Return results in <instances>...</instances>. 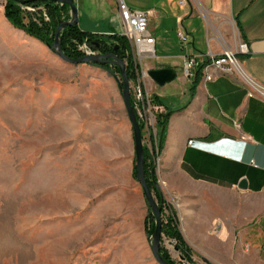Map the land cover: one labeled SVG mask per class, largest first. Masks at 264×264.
<instances>
[{
	"label": "rangeland",
	"instance_id": "obj_1",
	"mask_svg": "<svg viewBox=\"0 0 264 264\" xmlns=\"http://www.w3.org/2000/svg\"><path fill=\"white\" fill-rule=\"evenodd\" d=\"M4 3L0 0V264H157L152 234L145 230L150 223L154 230L155 220L132 175L133 136L120 76L62 61L14 28L4 17ZM18 6L24 24L51 22L43 4ZM65 16L70 18L69 9ZM153 60H143L142 68ZM141 66L133 67L129 82L132 104L139 91L145 95ZM157 113L151 123L137 121L143 147L153 156L165 221L177 217L156 175ZM170 241L161 234L159 248L173 264H187Z\"/></svg>",
	"mask_w": 264,
	"mask_h": 264
},
{
	"label": "crops",
	"instance_id": "obj_2",
	"mask_svg": "<svg viewBox=\"0 0 264 264\" xmlns=\"http://www.w3.org/2000/svg\"><path fill=\"white\" fill-rule=\"evenodd\" d=\"M123 1L149 12L155 58L140 68L142 87L162 101L161 112L172 111L156 175L171 196L192 259L264 264V99L249 95L246 85L264 88V0ZM73 2L81 31L120 33L116 0ZM241 44L248 48L236 54L242 76L213 68L211 80L201 71L193 84L197 68L184 75V59L201 56L200 65L224 51L237 53ZM162 68L182 73L159 86L146 73Z\"/></svg>",
	"mask_w": 264,
	"mask_h": 264
},
{
	"label": "trees",
	"instance_id": "obj_3",
	"mask_svg": "<svg viewBox=\"0 0 264 264\" xmlns=\"http://www.w3.org/2000/svg\"><path fill=\"white\" fill-rule=\"evenodd\" d=\"M22 1H26V0H6L3 6L4 17L14 28L22 31L26 36L39 41L46 47H49L54 41V34H55V29L57 27V23L59 21L69 20L68 16L67 17L65 16V18L62 19V15L67 14V10L69 9L68 6L64 4L52 3L46 1H35L31 3L29 2L25 3V4H36V3L43 4L47 9L48 14L51 18V22L46 26L40 27L31 22L27 24H24L22 22L20 16V10L18 6L19 4H22L21 3ZM85 39L90 45H92L95 48L98 54L104 55V54L113 53L119 59H121L125 64V71L127 74L128 81L130 82L132 80L134 63L132 60V56L130 54L129 44L125 37L118 34H114L111 36H102L99 34L83 32L79 29L78 24L69 26L63 29V31L61 32V49L63 54L72 59L82 57V55L78 52L76 46ZM205 63L206 61L198 65L194 75L193 84L198 82L200 78L199 74L202 71ZM92 66L108 72L114 78L120 76L118 67L110 62L94 64ZM150 99L153 105L164 106L162 101L158 97L151 96ZM130 101L132 104L131 96H130ZM171 114L172 111L165 110L163 112L157 113L156 115L155 128H156V139L158 141V147H157L158 153H160L163 148L166 125L168 118L171 116ZM139 126L141 127L142 130L143 129L142 126L141 125ZM153 168H154L153 156L149 154V152L145 147H143L144 178L148 187L153 192V195L157 200V204L160 207V214H162L165 204L160 189L155 185L156 177L152 175ZM132 175L133 178H136L135 166L133 167ZM151 217L152 219L154 218L153 216ZM147 218L148 217H146L144 220L145 226L148 221ZM145 230H146V234H152L153 224L150 223V226ZM161 234H164L167 238L175 242L174 248L178 252H180L182 258L186 260L187 264H197L192 260L191 258L192 251L184 242L179 232L176 219L173 216H170L165 221H162ZM159 253L164 261H166L169 264H173V262L170 259V256L168 255L165 249L159 248ZM204 263L209 264L206 261H204Z\"/></svg>",
	"mask_w": 264,
	"mask_h": 264
},
{
	"label": "water",
	"instance_id": "obj_4",
	"mask_svg": "<svg viewBox=\"0 0 264 264\" xmlns=\"http://www.w3.org/2000/svg\"><path fill=\"white\" fill-rule=\"evenodd\" d=\"M6 1V0H4ZM35 1H46L52 3H59L68 6L70 11V18L69 20L59 21L57 23V27L55 29L54 34V41L48 47L50 51H52L58 58L62 61L70 64H85V65H94L104 62H110L116 65L119 69V74L121 78V84H119V91L121 93L123 105L128 117V120L131 125L132 136H133V145H134V156H135V168H136V181L139 183L142 189L143 197L150 208L154 220L155 226L151 236V253L157 264H169L163 260L159 253V246H160V237H161V227H162V220L160 214V207L157 205L150 188L148 187L145 178H144V170H143V144H142V132L141 127L138 124V121L135 117L133 107L130 101V85L127 78V74L125 71V64L124 62L119 59L115 54L109 53L104 55H94V56H82L80 58L72 59L65 56L61 49V32L63 29L69 26L77 25L78 24V14H77V7L73 0H26L22 1V4L27 2H35ZM146 75L157 85L163 86L175 80L176 78V71L171 68H162V69H152L149 70ZM152 175H155L154 169L152 170ZM156 186L157 183H155ZM246 181L241 180L239 182L238 188L239 189H246Z\"/></svg>",
	"mask_w": 264,
	"mask_h": 264
},
{
	"label": "built area",
	"instance_id": "obj_5",
	"mask_svg": "<svg viewBox=\"0 0 264 264\" xmlns=\"http://www.w3.org/2000/svg\"><path fill=\"white\" fill-rule=\"evenodd\" d=\"M179 3L183 4V0H180ZM116 7L121 22V35L124 36L130 44V53H132L134 59V66H136L137 63L141 66L143 60L154 59V38L150 35L147 29L149 12L132 10L127 7L123 0H116ZM179 38L182 41L184 40L182 35H180ZM78 51L82 56H94L98 54L95 48L87 42L78 46ZM247 53V46L241 44L237 49V53L224 51L219 56L210 57L204 64L202 74H210L211 80L213 78L214 66H222L232 72V74L242 76L239 60L236 54L245 55ZM201 58V56H191L184 59L182 70L186 77H189L191 71L198 67V60H201ZM246 85L251 89L249 95L254 94L264 99L263 87L250 83L247 80ZM136 98L137 103L135 102L132 104L136 119L138 117L141 121L151 123L153 114H155V112L157 113V107L151 103L150 97L143 95L141 91L138 92ZM234 125L237 127L238 123L235 121ZM170 243L174 244V241H170Z\"/></svg>",
	"mask_w": 264,
	"mask_h": 264
},
{
	"label": "bare ground",
	"instance_id": "obj_6",
	"mask_svg": "<svg viewBox=\"0 0 264 264\" xmlns=\"http://www.w3.org/2000/svg\"><path fill=\"white\" fill-rule=\"evenodd\" d=\"M215 69L217 70H221L223 73H230L229 70H227L226 68H223L222 66H214Z\"/></svg>",
	"mask_w": 264,
	"mask_h": 264
}]
</instances>
